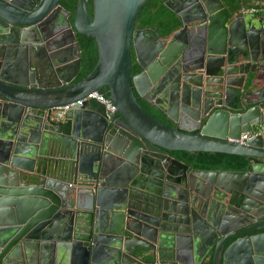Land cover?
I'll list each match as a JSON object with an SVG mask.
<instances>
[{"label": "water", "instance_id": "water-1", "mask_svg": "<svg viewBox=\"0 0 264 264\" xmlns=\"http://www.w3.org/2000/svg\"><path fill=\"white\" fill-rule=\"evenodd\" d=\"M62 1L0 0V264H264V16L166 0L180 28L162 37L137 28L147 0ZM77 35L98 59L74 83ZM103 88L114 112L57 116ZM172 151L262 161L200 170Z\"/></svg>", "mask_w": 264, "mask_h": 264}, {"label": "trees", "instance_id": "trees-1", "mask_svg": "<svg viewBox=\"0 0 264 264\" xmlns=\"http://www.w3.org/2000/svg\"><path fill=\"white\" fill-rule=\"evenodd\" d=\"M166 0H147L139 10L136 18L138 29L154 30L162 37H168L180 28V22L165 5ZM223 5L229 9L241 6L245 0H221ZM251 4L250 0H246ZM76 0H63V7L69 12L73 13L75 9ZM253 4H251L252 6ZM89 8L91 12V3L89 0ZM77 40L81 50V66L78 76L74 79V83L78 82L84 77H87L95 72V66L98 59L96 43L93 38L77 35ZM140 71L139 67L132 59L131 74H136ZM102 95L108 98L106 88L100 90ZM140 105L153 118L163 123H167L165 116L157 109L149 106L144 101L140 100ZM174 159L187 164L195 169L200 170H229V171H245L250 163L261 162L259 159H252L245 156L228 155L222 153L211 152H185L172 151L168 153ZM204 264H211V254H209Z\"/></svg>", "mask_w": 264, "mask_h": 264}, {"label": "built area", "instance_id": "built-area-1", "mask_svg": "<svg viewBox=\"0 0 264 264\" xmlns=\"http://www.w3.org/2000/svg\"><path fill=\"white\" fill-rule=\"evenodd\" d=\"M242 13H254V14H257V15H264V3L263 4H259V3H256L250 7H247V8H244L242 10ZM88 99H94L95 101H97L98 103H100L101 105H103L106 109V111L112 113L115 111V107L114 105L111 103L110 99L105 97L104 95H102L101 93L99 92H93V93H90L88 94L84 99L82 100H79L75 103H72V104H69V105H66V106H63V107H59L57 108V116L60 117L63 113L64 110L68 109L69 107H71L72 105L76 104V105H81L83 101L85 100H88ZM252 135L251 134H248V135H242L240 137L239 140H236L235 142H238V143H242V140L244 139H248L250 138Z\"/></svg>", "mask_w": 264, "mask_h": 264}, {"label": "flooded vegetation", "instance_id": "flooded-vegetation-1", "mask_svg": "<svg viewBox=\"0 0 264 264\" xmlns=\"http://www.w3.org/2000/svg\"><path fill=\"white\" fill-rule=\"evenodd\" d=\"M250 1H251V4H253V5L256 4V3H259V4H263L264 3L262 0H250ZM251 4H249L245 0V3H242L241 6H238V7L234 8V10H229V9L228 10L231 11V12H233V11H235L237 9H242L243 10L244 8L250 7ZM258 16H264V15H258Z\"/></svg>", "mask_w": 264, "mask_h": 264}, {"label": "crops", "instance_id": "crops-1", "mask_svg": "<svg viewBox=\"0 0 264 264\" xmlns=\"http://www.w3.org/2000/svg\"><path fill=\"white\" fill-rule=\"evenodd\" d=\"M142 100V99H141ZM142 101H144V100H142ZM145 102V101H144ZM146 103V102H145Z\"/></svg>", "mask_w": 264, "mask_h": 264}]
</instances>
